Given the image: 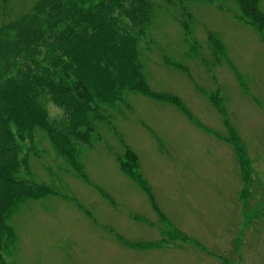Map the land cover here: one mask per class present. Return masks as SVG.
<instances>
[{
  "label": "rangeland",
  "instance_id": "1",
  "mask_svg": "<svg viewBox=\"0 0 264 264\" xmlns=\"http://www.w3.org/2000/svg\"><path fill=\"white\" fill-rule=\"evenodd\" d=\"M235 7L160 11L154 40L119 15L152 45L145 85L99 113V141L75 156L64 110L44 99L55 133L19 140L38 188L19 184L2 262L264 264V26Z\"/></svg>",
  "mask_w": 264,
  "mask_h": 264
},
{
  "label": "trees",
  "instance_id": "2",
  "mask_svg": "<svg viewBox=\"0 0 264 264\" xmlns=\"http://www.w3.org/2000/svg\"><path fill=\"white\" fill-rule=\"evenodd\" d=\"M193 1L225 4V0H0V254L10 228L11 205L21 198L16 192L19 184H25L30 194L38 188L32 169L20 164L19 140L26 133L38 136L53 129L44 99L64 110L63 137L70 134L79 140L74 156L93 146L101 136L99 113L116 108L128 89L145 85L142 52L152 45L133 40L132 32L121 29L119 15L129 19L131 29L154 40L158 13L192 20ZM234 2L237 17L264 26L260 0ZM26 155L28 162L30 152ZM0 264L7 263L0 259Z\"/></svg>",
  "mask_w": 264,
  "mask_h": 264
}]
</instances>
